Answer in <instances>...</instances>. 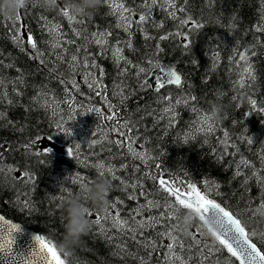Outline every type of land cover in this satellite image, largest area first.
<instances>
[{
  "label": "trees",
  "instance_id": "trees-1",
  "mask_svg": "<svg viewBox=\"0 0 264 264\" xmlns=\"http://www.w3.org/2000/svg\"><path fill=\"white\" fill-rule=\"evenodd\" d=\"M120 2L132 11L130 32L118 26L119 17L110 12L109 5ZM174 2L177 9H184L176 11L175 19L168 14L171 9L164 5V0H157L150 12L145 4H150L151 0H101L97 7L87 6L85 0H56L54 5H47L45 0H26L25 6L20 9L22 20L17 25L23 36V50L12 39V25L0 14V211L3 214L34 228L46 240L58 246L64 240L66 224L64 203H61L60 198L65 200L69 193H73L88 202L85 188L106 179L97 178L92 166L99 161H111L119 169L116 175L120 179H108L111 188L106 204L97 207L89 203L88 207L93 213L106 208L105 205L115 203L113 211L118 209L116 211L124 215L123 218H130L128 220L131 221L134 215H141L134 213V209L145 205L150 198L164 205L168 194L161 190L156 179L170 175L180 184L196 183L208 195L217 198L240 218L248 231L256 233L252 238L264 251V111L260 110L264 107V31H256L258 25H264V0ZM72 5L81 12L77 24L70 22L69 17H65L62 12ZM140 14L149 16L142 25L137 23ZM188 18L200 23L202 27L194 29L191 24L181 26L180 21ZM54 26L59 28L61 48L65 50L66 57L70 58L81 49L80 58H85L88 52L98 54L96 59L104 67V88L97 91L77 80L75 82L79 89L72 87L74 75H66L67 61L57 60L51 54L52 38L48 30ZM102 31L110 33L106 38L105 49L92 42L97 37L92 38L94 34ZM77 32L81 35H76ZM145 33L151 38L146 40ZM29 35L35 39L37 48L45 53L48 63L41 65L38 59L31 58L34 50L27 42ZM129 41L131 48L126 46ZM117 44L123 49V55L132 62L131 65L123 62L119 65V69L128 67L126 75L121 74L113 60L111 51ZM238 52H247L248 61H239ZM217 54L219 60L214 65L212 62ZM158 59L180 69L184 75L182 87L164 86L159 92L155 88L140 87L147 75H137L139 67L151 70ZM53 65L61 70V77L66 78L68 83L59 82L51 71ZM249 65L253 79H249L244 72ZM241 81L244 86L238 87L237 83ZM119 85V88L125 87L123 94L118 93ZM41 88L47 91L49 100L58 105L55 117L53 109L41 107L43 101L33 99ZM129 92L133 94L129 95ZM106 97L112 98L116 116L113 120H104L99 114L93 117H97V130L107 138L104 136L102 141L96 143L71 142L62 132L61 123L74 117L75 122L84 117V121L89 122L92 120V116L88 115L90 109L104 106ZM180 97H192L194 100L186 105L175 104L170 115H161L162 99L164 104L168 98L175 103ZM250 100L257 101L255 107L250 104ZM214 106H219L216 116L212 115ZM173 116L174 119L171 118ZM204 116L210 117L206 123L201 120ZM129 120L139 121L134 130H112L117 123ZM222 123L230 128L237 126L226 137L218 129ZM207 124H211L214 130L209 131ZM119 131H125L127 135L121 137ZM254 134L257 137L253 138ZM127 136L132 137L131 147L134 150L147 154L145 160L137 159L129 153ZM114 141H120L124 147H119ZM30 144L31 149L28 148ZM76 145H80L79 149ZM48 147L52 149L51 153L36 155ZM69 148L73 150L71 156L68 154ZM240 160L246 161V165L241 164ZM122 164H126L127 168L121 170ZM25 172L28 173V179H24ZM237 172L242 174L237 175ZM68 173L76 175L75 178L83 177L86 186L82 190L77 188L73 183L75 179L71 181L64 176ZM121 180L141 184L134 191L132 188H123ZM145 191L150 193L147 199L142 194ZM132 195L136 196L133 200L129 198ZM58 208H62V221ZM186 212H180L176 229L183 233L181 239L187 240L189 233L197 237L203 232L199 236L201 240L207 237L206 242H214V237L202 227L198 219H194L187 233L183 231ZM160 213L161 209L153 207L146 209L143 215L147 218L157 217ZM88 218L92 221L96 219L95 215ZM110 223L105 221L99 227L89 229L70 253L62 257L65 264H139L136 256L145 259V264L149 260L152 263H168L166 245L171 240L164 233L172 221L165 218V224L159 222L156 228L144 229L142 236L154 242L155 249L141 248L142 237H137L136 241L140 243H136L130 239L127 230L121 232ZM101 228L106 229L107 233L101 232ZM121 247L126 251H120ZM145 251L149 252L147 257L144 256ZM180 251L179 254L183 255V249ZM187 256L188 260L184 264L195 259L191 249ZM213 257L211 264H238L226 249H222L219 254L213 252ZM200 260L203 261L204 257L200 256Z\"/></svg>",
  "mask_w": 264,
  "mask_h": 264
},
{
  "label": "snow or ice",
  "instance_id": "snow-or-ice-1",
  "mask_svg": "<svg viewBox=\"0 0 264 264\" xmlns=\"http://www.w3.org/2000/svg\"><path fill=\"white\" fill-rule=\"evenodd\" d=\"M157 3V0H151L150 4H145V7L149 10H151L152 5H155ZM164 5L167 6L171 11L169 14L175 19L176 17V11H184V9H177L176 4L174 0H164ZM110 12L113 15H117L119 17V25L123 28L124 31L130 32L131 25L133 23L131 16L132 11L131 9L127 8L123 2L120 3H112L109 5ZM63 15L65 17H69L70 20L75 19L74 17L70 16V9L65 8L62 10ZM4 19L9 22L11 27V34L13 41L17 44L18 47L23 50V36L21 35L20 29L17 27V25H20V22L22 20V16L20 13V10H18L14 15H4ZM149 19V16L146 14H140L137 23L139 25L144 24ZM181 26L186 24H191L193 28H200L202 25L195 20H192L191 18L184 19L180 21ZM49 35L52 38L50 41L51 45V54L56 57L57 60H65L68 63V68L66 70V75H72L75 73L78 67H85L90 68L93 65H89L87 63V58H80L79 57V51L76 54H73L70 56V58L66 57L64 55V49L61 48V42H60V33L58 26H54L53 29H49ZM256 31H264V25H258L256 28ZM180 34V33H178ZM76 35H80L79 32L76 33ZM95 36H98L95 40V43L99 45L102 49H105L107 47V37L110 35V33L107 32H100L95 33ZM151 37L145 33V39H150ZM161 39H167V37H161ZM28 44L30 45L31 49L34 50V55L31 57L33 59H38L39 63L41 65L48 63V60L45 59V53L43 51H40L37 48V43L32 35L28 36L27 40ZM127 47L131 48V42H127ZM187 47V45H185ZM60 51H57V50ZM2 55V53H0ZM239 57V61L247 62L248 61V53L247 52H238L237 53ZM94 59V58H93ZM113 60L118 66V70L121 71L122 75H126L128 72V67H124L123 69H119V65L121 62H123L125 65H131L132 62L128 60L123 55V49L117 44V46L113 50ZM219 60V55L217 54L214 58V65ZM2 63V61H0ZM11 65H9L10 67ZM153 67L159 68L162 75L161 76H155L154 79L157 82L156 91L159 92L160 89H162L165 85H175L178 87H182V75L178 73L174 69H168L165 71L159 64L153 65ZM52 73L56 76V78L59 80L60 83H68V80L66 78L61 77V70L53 65L51 69ZM103 71V70H102ZM149 69H146L144 67H139L137 75L149 74ZM244 72L247 74L249 79H253L252 72H251V65H249L247 68L244 69ZM88 77H85V82H87ZM23 82L22 80L20 81ZM100 82L96 79H93L92 83L88 84L89 88H92L94 85H98ZM71 85L73 88H78V85L76 84L75 80L73 79L71 81ZM148 83V81H144L140 87H151ZM238 87H243V81L237 83ZM125 91L124 88H119L118 86V93L123 94ZM99 94V93H98ZM129 95H132L133 93L129 92ZM126 98V97H125ZM33 99L37 102L43 101L40 106L53 109V116L55 117L56 112L55 109L58 107V105L54 101H50L48 98V93L43 88L39 91L38 95L33 97ZM190 100H194L192 97H180L175 101L176 105L187 103ZM167 103L169 104V107H166L163 109V113L165 115H170L175 108V105L172 104L171 98H168ZM250 104L255 107L257 104L256 100H250ZM109 108H112L113 105L109 103ZM261 111H264V107L260 109ZM97 112H99V109H96ZM193 111H196L194 108ZM116 116V113L113 112L112 115L106 117L108 120H113ZM174 119V116L171 117ZM202 122L206 123L210 120V117L204 116L201 117ZM139 123V121L132 122V121H125L123 123H117L115 127L112 129L113 131L117 130H134L135 124ZM202 126L204 124L202 123ZM207 129L209 131L214 130L213 126L211 124H207ZM67 134H71L70 129L63 130ZM121 137H124L127 135V132L125 131H119L118 133ZM225 136H228V133H225ZM107 137H105L106 139ZM129 141V147L128 151L130 154H132L137 159H146L147 154L141 153L135 151L131 147L132 137L128 136ZM96 143L97 141H93ZM115 144H117L119 147H124V145L120 141H114ZM77 149H79L80 145L75 146ZM29 149L32 148V145L30 144L28 146ZM52 149L50 147L45 148L43 152L36 153V155H44L46 153H51ZM68 154L71 156L73 154L72 148L68 149ZM241 164L246 165L245 161H241ZM95 169L96 177L97 178H106L111 180L120 179L116 173L119 171V169L116 168L115 165L111 163V161H108L107 163L104 161H99L95 165L92 166ZM239 167V166H238ZM120 168L126 169L127 165H120ZM11 171V169H10ZM237 175H241L242 173L237 172ZM28 173H24V179H28ZM84 178L77 176L75 180L73 181L74 185L82 190L86 185L84 184ZM91 181H89L90 183ZM182 183V182H181ZM121 185L123 188H132L135 190L136 188L140 187L139 183H125L124 180H121ZM159 185L161 187V190L166 192L168 194V199L165 201L164 205H161L160 203L152 200H147V203L145 205H139L137 209H134V213L143 214V212L148 208H159L161 209V213L158 217L149 216L147 219H140L138 223H136V226L133 227L132 223L135 222L136 217L135 215L131 217V221L129 220H122L119 218V213H117L115 222L113 223L114 228H118L121 230V232L127 230L130 234V239L132 241H136L137 237H142V243L140 245L141 248L148 249L152 248L155 249L156 245L154 242L148 241L146 236H142L145 228H154L161 219L166 218L168 221H172L171 224H169L168 228L165 230V235L170 236L171 242L166 245L168 251L172 254L170 259L175 262V264H184V261L188 260L187 253L189 250H192V255L195 257L194 260L189 261V264H211V259H213V252L219 254L222 252V249H227V253L231 255L232 258H235L239 261V264H264V251H261L260 248L257 247L256 243L252 242V239L250 237H254L256 235L255 232H246L245 227L242 226L241 220L236 218L232 212L227 211L224 207H221L219 203L215 199L209 198V196L206 193H202L201 190L197 187L196 184L189 183L186 185L187 190L183 191L181 188L177 187L173 182L166 181L165 179L159 180ZM145 198L147 199V196L150 195V193H147L146 191L142 193ZM130 199H135V196L129 197ZM174 198V200L172 199ZM61 203H64L65 200L63 197L60 198ZM171 201V203H169ZM27 206V205H26ZM108 207H115V203L109 204ZM166 209V211L164 210ZM191 209L194 213L197 214L196 219H198L202 223H206L210 221V225L208 228V232L211 234V237H214V242H206L207 237H205L204 240H201L199 236L203 235V232H200L197 237H193L190 233L188 235L187 240H182L181 237L183 233L177 232V227L180 220V212L182 210H189ZM58 212H60V220H63V212L62 208L57 209ZM86 215L88 217L96 215L95 221H92L89 219V229H91L93 226L99 227L101 225V217H99L97 214L93 213L90 209L87 210ZM0 227H5L4 225H0ZM18 227L16 225L8 226L7 229V236L9 238H6L3 240V242H0V250L10 249L12 246V239L11 234L14 230H16ZM169 229H171L169 231ZM106 229L101 228V232L106 233ZM195 231V229H193ZM160 235L159 233L157 234ZM35 240L38 242L40 246L41 252H47L50 254L52 261H54V264H65V259L62 258L66 256L65 253L60 251L55 243H53L50 240H46V238L43 235H37L35 236ZM123 244V241H122ZM183 249L184 254H179L180 250ZM203 249V251H201ZM120 251H126L125 248L121 247ZM131 254V253H129ZM199 254V255H197ZM149 255L148 251H145L144 256L147 257ZM200 256L204 257V260H200ZM136 259L139 261V264H145V259H141L139 256H136Z\"/></svg>",
  "mask_w": 264,
  "mask_h": 264
},
{
  "label": "clouds",
  "instance_id": "clouds-1",
  "mask_svg": "<svg viewBox=\"0 0 264 264\" xmlns=\"http://www.w3.org/2000/svg\"><path fill=\"white\" fill-rule=\"evenodd\" d=\"M56 0H45L47 5H54ZM89 7H97L101 0H85ZM26 0H0V14L14 15L23 8ZM219 112V106H214L213 116ZM111 182L108 179L96 182L85 188L88 193V202H84L82 197L77 194L69 193L65 199L63 208L66 212V224L64 228V240L58 245V249L65 254L70 253L73 246L78 244L81 238L89 231V218L86 215L89 210V203L101 207L106 204V197L109 194ZM197 214L191 209L187 210L183 219V231L187 233ZM210 221L202 223V227L208 230Z\"/></svg>",
  "mask_w": 264,
  "mask_h": 264
},
{
  "label": "rangeland",
  "instance_id": "rangeland-1",
  "mask_svg": "<svg viewBox=\"0 0 264 264\" xmlns=\"http://www.w3.org/2000/svg\"><path fill=\"white\" fill-rule=\"evenodd\" d=\"M95 40L96 39H94L92 41V42H94V44H96ZM111 52H113V51H111ZM96 56H98V54H96V53H90V52L87 53V55L85 57V58H87V63L89 65H93V66L90 67V68H85V67H82V66L78 67L77 70L75 71V73L73 74L74 77L72 75L74 80H77V81L80 80V81H84L85 82V77H88V80L86 82L87 84L92 83L93 79H96L99 82L102 81L103 71H104L103 68L104 67L100 63V61H98L96 59ZM100 86H101V84L99 83L98 85H94L93 87L98 88ZM172 104L175 105L173 100H172ZM107 105H108V101H106V106L101 108L100 111L98 112L100 118L103 117L105 120H108V119H106L105 116H107L108 113H110V110H109V108H107ZM95 114H97L96 109L91 108L90 112L88 113V115L92 116V118H91L92 120L89 119L90 120L89 122L84 121L85 117L82 118L78 122H75V119H74L75 117L72 118V119L64 120L63 123H61L62 132L66 136H68L69 138H72L73 141H77L78 143L102 141V139L104 138V136L106 137V135H103L102 133H100L102 135L99 136L100 130H97V128H96V119H97V117H95V116L93 117V115H95ZM78 118H81V117H78ZM65 129H70L71 130V134L65 133L63 131ZM71 174H73V173L64 174V176L67 179L73 181V179H75L76 175H71ZM116 215H117V212L113 211L112 207L105 208L102 213L98 214V216L103 218L105 221H107V220L110 221V222L112 221L111 222L112 224L115 222ZM141 216H136L135 222L132 223L133 227H134V225H136V223H138V221L140 219H147V217L145 215H141ZM119 218L122 219V220H128V219H124L123 215H121V214H119ZM171 255L172 254L169 251H167L166 257H167L168 263H166V264H175V262L170 259ZM149 264H161V263L149 262Z\"/></svg>",
  "mask_w": 264,
  "mask_h": 264
},
{
  "label": "water",
  "instance_id": "water-1",
  "mask_svg": "<svg viewBox=\"0 0 264 264\" xmlns=\"http://www.w3.org/2000/svg\"><path fill=\"white\" fill-rule=\"evenodd\" d=\"M160 66L165 71H167L168 69H174L178 73H180L175 67H172V65L167 64L165 62L161 61ZM158 73H160L162 75L160 69L152 74V76L150 78V81L152 83L155 80L154 77L157 76ZM182 82H183V77H182ZM157 179H158V182L160 179H165L166 181L173 182L177 187L181 188V190H183V191L187 190L186 187H182V186L177 185L168 176H159ZM197 187L199 188L198 185H197ZM201 192L204 193L202 190H201ZM209 198H211V197H209ZM212 199H215V198H212ZM215 200L217 201V203H219L217 199H215ZM221 207H224V206L221 205ZM226 210L230 211L228 209H226ZM230 212H232V211H230ZM233 215L236 218H238L236 216V214L233 213ZM0 225L5 226V227H0V242H3L4 239L9 238L7 236V229H6L8 226L16 225L18 227L11 234V237H10L12 239L11 248L5 249V250H0V264H54V261H52L50 254H48L46 251L45 252L40 251V246H39L38 242L35 240V236L40 235L37 231H35L32 228L25 226L21 222L12 220V219L4 216L2 213H0ZM242 226H243V224H242ZM245 231L247 232L246 229H245ZM252 242L256 243L253 240H252ZM257 247L260 248L258 245H257Z\"/></svg>",
  "mask_w": 264,
  "mask_h": 264
},
{
  "label": "bare ground",
  "instance_id": "bare-ground-1",
  "mask_svg": "<svg viewBox=\"0 0 264 264\" xmlns=\"http://www.w3.org/2000/svg\"><path fill=\"white\" fill-rule=\"evenodd\" d=\"M111 1V0H110ZM148 1H150V0H148ZM202 1V0H201ZM107 2V1H106ZM32 4V3H31ZM133 9V8H132ZM140 9V8H139ZM138 9V10H139ZM166 9V8H165ZM137 10V9H136ZM167 11V10H166ZM168 13V12H167ZM186 13V12H185ZM169 14V13H168ZM188 16V15H187ZM71 22V21H70ZM77 24V23H76ZM82 25V24H81ZM80 24H79V26H81ZM214 25V24H213ZM72 26V25H71ZM89 26V25H88ZM112 26H114V25H112ZM219 26V25H218ZM77 27V26H76ZM231 27V26H230ZM71 28V27H70ZM84 28V27H83ZM100 28V27H99ZM179 28V27H178ZM182 28V27H181ZM232 28V27H231ZM195 29V28H194ZM78 30V29H77ZM111 30V29H110ZM157 31V30H156ZM159 31V30H158ZM65 32H67L66 30H65ZM64 32V33H65ZM80 32V31H79ZM96 32V31H95ZM94 32V33H95ZM103 32V31H102ZM177 32V31H176ZM92 33V32H91ZM93 33V34H94ZM154 33V32H153ZM212 33V32H211ZM62 34V33H61ZM66 34V33H65ZM64 35V34H63ZM81 35V34H80ZM88 35V34H87ZM85 36V35H84ZM150 36V35H149ZM88 37V36H87ZM94 37V36H93ZM98 37V36H97ZM229 37V36H228ZM231 37V36H230ZM84 38V37H83ZM61 39V38H60ZM86 39V38H85ZM96 39V38H95ZM84 40V39H83ZM87 40H89V39H87ZM186 40V39H185ZM203 40V39H202ZM228 40V39H227ZM141 41V40H140ZM182 41V40H181ZM194 41V40H193ZM206 41V40H205ZM76 43V42H75ZM212 44V43H211ZM191 45V44H190ZM206 45H208V44H206ZM212 46H213V44H212ZM216 46V45H215ZM146 47V46H145ZM218 47V46H217ZM99 49V48H98ZM224 49V48H223ZM184 50V49H183ZM226 50V49H225ZM214 51V50H213ZM206 52V51H205ZM220 52V51H219ZM185 53V52H184ZM188 53V52H187ZM211 53V52H210ZM216 53V52H215ZM201 54V53H200ZM221 54V53H220ZM202 55V54H201ZM204 55H205V53H204ZM213 55V54H212ZM210 61V60H209ZM194 63V62H193ZM213 63V62H212ZM141 66V65H140ZM113 67V66H112ZM9 69V68H8ZM101 70V69H100ZM180 70V69H179ZM183 74V73H182ZM202 74V73H201ZM132 75V74H131ZM116 77V76H115ZM183 77V81H184V75L182 76ZM130 78V77H129ZM128 78V79H129ZM195 78V77H194ZM210 78V77H209ZM7 80V79H6ZM118 80V79H117ZM204 80V79H203ZM16 81V80H15ZM133 82V81H132ZM14 83V82H13ZM116 82H114V84H115ZM124 83V82H123ZM134 83V82H133ZM12 84V83H11ZM44 84V83H43ZM78 85V84H77ZM137 85V84H136ZM114 86V85H113ZM119 87H120V85H119ZM122 87V86H121ZM133 87V86H132ZM137 87V86H136ZM175 87H178V86H175ZM48 88V87H47ZM125 88V87H124ZM127 88V87H126ZM135 88V87H134ZM79 89V88H78ZM129 89V88H128ZM8 90V89H7ZM81 90V89H80ZM112 90V89H111ZM114 90V89H113ZM149 90V89H148ZM39 91V90H38ZM127 91V90H126ZM135 91H137V89L135 90ZM139 91V90H138ZM150 91V90H149ZM152 92V91H151ZM181 92H183V91H181ZM125 94V93H124ZM135 94V93H134ZM125 96V95H124ZM184 96H185V94H184ZM127 97V96H126ZM130 98V97H129ZM171 98H173V97H171ZM158 99V98H157ZM106 100H108V101H112V98L111 97H106ZM159 100V99H158ZM20 101V100H19ZM29 101V100H28ZM153 102V101H152ZM116 103V102H115ZM158 104V103H157ZM165 104H166V106H165ZM164 104V102H163V99H162V106H163V109L164 108H166V107H169V104L168 103H165ZM185 104V103H184ZM188 104V103H187ZM186 105V104H185ZM194 105V104H193ZM190 107H192V106H190ZM194 107V106H193ZM160 108H162V107H160ZM26 109V108H25ZM137 109V108H136ZM44 110V109H43ZM152 110H153V108H152ZM188 110V109H187ZM190 110V109H189ZM161 111V110H160ZM192 112V111H191ZM196 112V111H195ZM200 112V111H199ZM27 113V112H26ZM193 113V112H192ZM198 113V112H197ZM165 115L164 113H163V110L161 111V115ZM30 115V114H29ZM43 115V114H42ZM197 115V114H196ZM195 115V116H196ZM153 116V115H152ZM199 116V115H198ZM144 117V116H143ZM148 117V116H147ZM193 118V117H192ZM195 118V117H194ZM39 120V119H38ZM200 120V119H199ZM41 121V120H40ZM49 126V125H48ZM237 126V125H236ZM236 126H232V128H230V127H227V126H225L223 123L222 124H220L219 125V127H218V129H220V130H222V132L225 134V133H228V135H230V134H232L233 132H234V130H235V128H236ZM22 130V129H21ZM171 131V130H170ZM178 131V130H177ZM148 134V133H147ZM169 134V133H168ZM172 134H173V132H172ZM194 134V133H193ZM252 134V133H251ZM262 134V133H261ZM197 135V134H196ZM172 136V135H171ZM195 136V135H194ZM254 136H256L255 134L253 135V138H254ZM263 136V135H262ZM128 137V136H127ZM154 137V136H153ZM192 137V136H191ZM257 137V136H256ZM149 138V137H148ZM147 138V139H148ZM262 138V137H261ZM188 139V138H187ZM248 139V138H247ZM256 139V138H255ZM254 139V140H255ZM258 139V138H257ZM150 140V139H149ZM250 140V139H249ZM242 141H243V139H242ZM253 141V140H252ZM143 142V141H142ZM240 142V141H239ZM246 142V141H245ZM250 142V141H249ZM261 142H263V141H261ZM137 143V142H136ZM246 143H248V142H246ZM242 144V143H241ZM250 144V143H249ZM19 145V144H18ZM233 145V144H232ZM235 145H237V144H235ZM258 145V144H257ZM256 145V146H257ZM141 147V146H140ZM239 147V146H238ZM144 148V147H143ZM237 148V147H236ZM260 148V147H259ZM239 150V149H238ZM257 150V149H256ZM136 151V150H135ZM138 151V150H137ZM232 151H234V150H232ZM237 151V150H236ZM218 152H220V151H218ZM235 152V151H234ZM240 152V151H239ZM239 152H237V153H239ZM27 153V152H26ZM143 153V152H142ZM229 153V152H228ZM257 153V152H256ZM255 153V154H256ZM217 155H218V153H216ZM167 155V154H166ZM221 155V154H220ZM216 156V155H215ZM241 156H242V154H241ZM256 156V155H255ZM59 157V156H58ZM131 157V156H130ZM161 157V156H160ZM163 157V156H162ZM257 157V156H256ZM153 158V157H152ZM227 158V157H226ZM34 159V158H33ZM57 159V158H56ZM241 159V158H240ZM145 160V159H144ZM155 160V159H154ZM176 160V159H175ZM220 160V159H219ZM235 160V159H234ZM256 160V159H255ZM121 161V160H120ZM123 161V160H122ZM137 161V160H136ZM156 161V160H155ZM173 161V160H172ZM241 161V160H240ZM222 162V161H221ZM246 162V161H245ZM129 163V162H128ZM145 163V162H144ZM149 163V162H148ZM236 163V162H235ZM239 163V162H238ZM131 164V163H130ZM133 164V163H132ZM140 164V163H139ZM158 164V163H157ZM231 164V163H230ZM126 165V164H125ZM149 165V164H148ZM236 165V164H235ZM32 166V165H31ZM242 166V165H241ZM137 167V166H136ZM138 168V167H137ZM40 169V168H39ZM168 169V168H167ZM51 170V169H50ZM121 170H123L122 168H121ZM170 170V169H169ZM137 171V170H136ZM125 172V171H124ZM128 172H129V170H128ZM143 172V171H142ZM136 173V172H135ZM141 173V172H140ZM144 173V172H143ZM123 174V173H122ZM185 174V173H184ZM125 175V174H124ZM135 175V174H134ZM140 175V174H139ZM141 176V175H140ZM140 176H137V177H140ZM163 176H168V177H172V176H170V175H163ZM47 177V176H46ZM54 177V176H53ZM132 179V178H131ZM142 179V178H141ZM143 180V179H142ZM126 182V181H125ZM133 182V181H132ZM129 183V182H128ZM138 183V182H137ZM139 184H141V183H139ZM55 185V184H54ZM147 185H150V184H147ZM153 185V184H152ZM116 186V185H115ZM114 186V187H115ZM151 186V185H150ZM149 186V187H150ZM154 186V185H153ZM64 187V186H63ZM152 187V186H151ZM160 188V187H159ZM47 189V188H46ZM120 190V189H119ZM152 190V189H151ZM159 190V189H158ZM47 191V190H46ZM113 191V190H112ZM135 191V190H134ZM116 192V191H115ZM138 192V191H137ZM153 192V191H152ZM151 192V193H152ZM126 193H127V191H126ZM136 193V192H135ZM134 193V194H135ZM140 193V192H139ZM115 194V193H114ZM117 194V193H116ZM125 194V193H124ZM128 195V194H127ZM45 196V195H44ZM124 196V195H123ZM130 196V195H129ZM133 196V195H132ZM112 197V196H111ZM121 197V196H120ZM136 197V196H135ZM1 198V197H0ZM52 198V197H51ZM157 198V197H156ZM142 199V198H141ZM150 199H152V198H150ZM149 199V200H150ZM119 200V199H118ZM133 200V199H132ZM138 200V199H137ZM50 201V200H49ZM121 201V200H120ZM47 202V201H46ZM53 202V201H52ZM134 202H135V200H134ZM138 202V201H137ZM158 202V201H157ZM161 202V201H160ZM130 203V202H129ZM140 203V202H139ZM6 204V203H5ZM39 204V203H38ZM108 204V203H107ZM134 204V203H133ZM163 204V203H162ZM139 205V204H138ZM144 205V204H143ZM138 207V206H137ZM120 208V207H119ZM116 210H118V209H116ZM133 210V209H132ZM19 211V210H18ZM126 211V210H125ZM129 211H131V210H129ZM128 212V211H127ZM150 212V211H149ZM157 212V211H156ZM146 213V212H145ZM154 213V212H153ZM158 213V212H157ZM132 214V213H131ZM156 214V213H155ZM28 215V214H27ZM140 215V214H139ZM143 215V214H142ZM130 216V215H129ZM141 216V215H140ZM146 216V215H145ZM149 216V215H148ZM121 217V216H120ZM142 217V216H141ZM158 217V216H157ZM125 219V218H124ZM128 219H130V218H128ZM42 220V219H41ZM108 221V220H107ZM112 222V221H111ZM164 222V223H163ZM160 223L161 224H165V218H163V219H161V221H160ZM38 224V223H37ZM47 224V223H46ZM108 224H109V222H108ZM111 224V223H110ZM111 225H113V224H111ZM159 225V224H158ZM108 226V225H107ZM162 226V225H161ZM96 228V227H95ZM112 228V227H111ZM114 228V227H113ZM156 228V227H155ZM158 228V227H157ZM162 228V227H161ZM147 229V228H146ZM150 229V228H149ZM206 229V228H205ZM92 230H93V228H92ZM97 230V229H96ZM154 230V229H153ZM153 230H152V232H153ZM159 230H160V228H159ZM159 230H158V232H159ZM95 231V230H94ZM109 231V230H108ZM118 231V230H117ZM117 231H115V232H117ZM161 231V230H160ZM89 232V231H88ZM91 232V231H90ZM147 232V231H146ZM151 232V231H150ZM155 232V231H154ZM181 232V231H180ZM250 232V231H249ZM101 233V232H100ZM99 233V234H100ZM104 233V232H103ZM107 233V232H106ZM128 233V232H127ZM145 233V232H144ZM155 233H157V232H155ZM182 233V232H181ZM98 234V235H99ZM112 234H114V232L112 233ZM111 234V235H112ZM94 235V234H93ZM122 235V234H121ZM144 235V234H143ZM145 235H148V234H145ZM95 236V235H94ZM126 236H128V235H126ZM153 236V235H152ZM167 236V235H166ZM102 237H104V236H102ZM111 237V236H110ZM117 237V236H116ZM155 237V236H154ZM108 239V238H107ZM148 239V238H147ZM156 239V238H155ZM106 240V239H105ZM130 240V239H129ZM154 240V239H153ZM156 240H158V239H156ZM116 241V240H115ZM126 241V240H125ZM138 241V240H137ZM136 241V243H138ZM130 243V242H129ZM140 243V242H139ZM98 244V243H97ZM111 244H113V243H111ZM118 244V243H117ZM131 244V243H130ZM120 245V244H119ZM135 246V245H134ZM119 247V246H118ZM131 247H133V246H131ZM124 248V247H123ZM137 249V248H136ZM151 249V248H150ZM127 251H129V250H127ZM136 252V251H135ZM141 252V251H140ZM181 252V251H180ZM130 253V252H129ZM133 253V252H132ZM131 253V254H132ZM134 256V255H133ZM149 258V257H148ZM150 259H152V258H150ZM133 260H135V259H133ZM148 260H146V262H147ZM135 262V261H134ZM149 262H150V260H149ZM148 263V262H147ZM149 264V263H148Z\"/></svg>",
  "mask_w": 264,
  "mask_h": 264
}]
</instances>
